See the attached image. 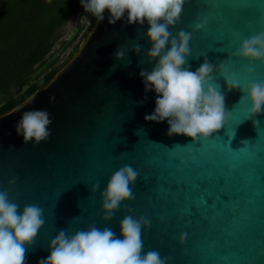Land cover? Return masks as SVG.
Here are the masks:
<instances>
[{"label": "water", "instance_id": "obj_1", "mask_svg": "<svg viewBox=\"0 0 264 264\" xmlns=\"http://www.w3.org/2000/svg\"><path fill=\"white\" fill-rule=\"evenodd\" d=\"M109 15L104 13L102 23L94 20L45 85L0 114V190H10L21 212L35 204L44 214L26 264L46 259L60 230L73 235L95 225L122 238L120 223L129 214L150 222L141 233L144 252L158 251L167 264H264V114L254 128L245 120L250 103H239L242 93L228 91L224 77L213 73L211 83L231 113L228 124L208 140L169 137L167 121L144 119L156 106L155 92L145 93L139 75L157 63L147 61L150 26L126 24V15L110 25ZM205 20L207 26L195 31ZM169 30L174 37L181 30L192 33L190 70L207 56L217 67L223 62L241 87L264 82V63L250 65L235 55L245 39L264 32V0H189ZM135 44L141 46L139 55ZM121 47L126 54L118 61L114 53ZM34 109L47 110L53 120L50 139L39 145L25 144L15 130L23 112ZM125 165L139 174L135 199L105 222L100 194ZM13 179L17 183L10 185Z\"/></svg>", "mask_w": 264, "mask_h": 264}, {"label": "clouds", "instance_id": "obj_2", "mask_svg": "<svg viewBox=\"0 0 264 264\" xmlns=\"http://www.w3.org/2000/svg\"><path fill=\"white\" fill-rule=\"evenodd\" d=\"M189 0H81L85 12L91 14L97 24L105 19L104 13L110 15L108 23L115 25L125 18L126 24L150 26L145 33L151 47L147 51V61H157L151 71L142 69L139 73L144 84L145 93L155 92V109L146 114L149 123L168 124V136L183 135L193 142L208 140L214 133L224 128L231 118L225 108V96L211 83L213 73L224 77L228 91L239 90L242 95L239 103H250L251 108L245 120L252 121L254 128L259 127V116L264 114V82H252L241 87L234 77H229L225 64L219 67L204 62L195 70H190V41L192 33L181 30L172 36L170 28L180 22L184 6ZM207 26V21L197 23L195 31ZM133 51L139 55L141 46L135 44ZM125 49H117L114 58L122 61ZM242 60L264 63V32L245 39L235 54ZM114 67L110 71H114ZM249 67L248 76H252ZM32 97L28 104L34 102ZM147 99V96H145ZM55 102V97H51ZM141 104L144 101L140 102ZM23 107V106H21ZM20 107L14 112H19ZM11 114V113H9ZM53 120L47 110L24 111L15 125L18 136L24 143L35 142L36 145L50 139L49 131ZM138 172L130 165L114 172L107 187L100 194L102 200L103 220L110 222L113 215L124 202L135 199L133 187L138 179ZM17 179L9 181L15 185ZM99 182L92 186V193L99 190ZM17 199L19 193L16 194ZM45 224L43 209L35 204L24 206L10 199V190H0V264H26V252L31 247ZM151 224L145 218L135 219L126 215L121 223V237L109 227L103 229L95 225L88 229L77 230L69 235L65 230L51 240L49 255L39 264H167L168 258H161L155 250L144 252L141 237L142 229H150ZM183 242V236L181 237Z\"/></svg>", "mask_w": 264, "mask_h": 264}, {"label": "trees", "instance_id": "obj_3", "mask_svg": "<svg viewBox=\"0 0 264 264\" xmlns=\"http://www.w3.org/2000/svg\"><path fill=\"white\" fill-rule=\"evenodd\" d=\"M81 0H0V114L45 85L71 58L95 18L67 39Z\"/></svg>", "mask_w": 264, "mask_h": 264}, {"label": "rangeland", "instance_id": "obj_4", "mask_svg": "<svg viewBox=\"0 0 264 264\" xmlns=\"http://www.w3.org/2000/svg\"><path fill=\"white\" fill-rule=\"evenodd\" d=\"M92 21L93 16L85 12L84 8L81 6L74 12L65 27L61 30V39H67L72 35L78 26L82 24L88 26Z\"/></svg>", "mask_w": 264, "mask_h": 264}, {"label": "snow or ice", "instance_id": "obj_5", "mask_svg": "<svg viewBox=\"0 0 264 264\" xmlns=\"http://www.w3.org/2000/svg\"><path fill=\"white\" fill-rule=\"evenodd\" d=\"M247 75H248V73H247Z\"/></svg>", "mask_w": 264, "mask_h": 264}]
</instances>
